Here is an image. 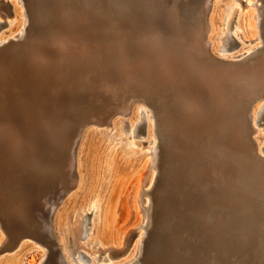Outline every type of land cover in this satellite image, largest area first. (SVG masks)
Wrapping results in <instances>:
<instances>
[{
	"label": "bare ground",
	"instance_id": "obj_1",
	"mask_svg": "<svg viewBox=\"0 0 264 264\" xmlns=\"http://www.w3.org/2000/svg\"><path fill=\"white\" fill-rule=\"evenodd\" d=\"M52 1L60 8L0 1V250L34 189L61 174L64 193L79 165L90 185L78 178L82 196L44 220L53 242L41 264L49 251L57 264H140L164 148L162 193L175 198L176 228L158 236L147 263L201 264L181 235L196 226L233 259L206 264H264V0H200L190 28L178 0L166 13L161 0ZM32 17L44 28L28 36ZM101 109L106 117L85 120ZM108 136L129 141L127 152ZM135 172L141 219L119 239L105 186ZM70 222L68 241L59 239Z\"/></svg>",
	"mask_w": 264,
	"mask_h": 264
},
{
	"label": "rangeland",
	"instance_id": "obj_2",
	"mask_svg": "<svg viewBox=\"0 0 264 264\" xmlns=\"http://www.w3.org/2000/svg\"><path fill=\"white\" fill-rule=\"evenodd\" d=\"M0 1L3 2L5 0H0ZM40 1L44 2V3H41V4H43V6L53 7V8H55V10L60 8L52 0H47V1L46 0H40ZM179 1H181V2H179ZM199 1L200 0H178L179 13H180L181 17L183 18L184 25L186 27H189V28L192 27L193 19H192L191 15L193 16V13H195L200 8L201 4ZM245 1L246 0H243V1L239 0V3H243ZM161 2L163 5L162 8L165 10V11L163 10L164 13L167 12L166 8H167L168 3H169L168 8L172 7L174 5L173 4L174 0H171L172 4H170V0H167V1L161 0ZM260 5H261V3H260ZM262 5L264 8V3ZM263 8L261 10V12H262L261 24L263 27L262 32H264V15H263L264 9ZM143 12H144L143 14H145V15L147 14V11L144 10ZM31 20H33L32 24H29L28 28H27L28 36L30 34H36V32L40 33V32H42V29L44 28V27H42V25H40L41 23L35 19V17H32ZM34 24H35V26H34ZM38 28L40 30H38ZM191 30L192 29H190L189 31H191ZM33 31H35V32H33ZM114 55H115V53H113V57H114ZM106 112L108 113V110L105 111V109H103V110L101 109L100 113H95L94 115H86L84 118L86 121H89V120L94 119L92 117H95V120H96L98 118L106 117L108 115ZM99 114H101V116ZM129 119H130L129 117H126L125 121H127ZM109 138H110V136L106 137V140H105L106 144H111L110 142H112V141ZM70 140H71V142H73L74 140H76V138L73 137L72 139L70 138ZM135 141L136 142L140 141L144 146L146 144V141L144 139L143 140L135 139ZM74 142H76V141H74ZM129 143L130 142L126 141V140L115 141V142H112V148L113 147L115 149L117 148V149H119V151L121 150L123 153H125L128 150V148H126V147L129 146ZM130 148L133 149V151L135 152L133 147H130ZM110 149H111V146H110ZM70 151H72L70 142L68 144L65 143V145L62 144L60 147H58L56 152L52 153V154H54L53 155L54 158L52 160L53 163L51 164V166L49 165V168H52L56 165V163L58 164L59 162H61V156H64V157L68 156ZM165 152L166 151L163 148L161 151V156H160L159 163H158L159 164L158 165V167H159L158 168V172H159L158 178H157L154 186L151 189V196H152V200H153L151 224H149V226H148L149 227L148 228V231H149L148 235L149 236L147 235V237H146V240L148 242L145 241L147 245H146L145 251L143 253L144 256L142 255V257H140L141 258L140 264H148L147 260L145 258L148 255V251L151 250L152 248L156 247V246L160 247V245H161L159 242L160 238L163 239V237H164L163 235H165L166 233L172 234L176 228V225H174L175 220H173L174 218L172 216V215H174V213H172L171 209H170L171 206H173V209L176 208L175 198H173V196L169 197L167 194L165 195V193H162L166 190V186H167V179L164 175V160H165L164 159V155H165L164 153ZM70 173L73 175V176L70 175V177H69V180L71 181V183H70L71 188L69 190H66L64 193H62V191H63L62 189L64 187H62L63 183H62V179H61V174H59L58 176H57V174H51L50 176H48L47 177L48 181L46 180L47 182H46L45 186H43L45 189L43 187H41V189L39 188L38 190H36V188L34 189V191H33L34 193H32V194H34L37 197V199L34 197L35 199L33 198V200L28 201V203L30 205V208L28 207V209H27L28 217H27V215L24 216L23 214L18 216L19 218L14 219V222H15V223L13 222L14 226L10 229L9 233H7V232L4 233V237H5L6 241L4 239V244L1 246L0 260L4 256H6L8 264H41V262H42L41 255H42V251H43L44 246H45V248H48L47 246H50V244L53 242L51 239H49L47 236H45V234L42 232V227L43 226L46 227V225H44L45 224L44 220L45 219L50 220L49 219L50 215H51V219H52V215H54V212L56 210L57 211L55 213L60 214L61 212H63L64 207H66L67 205L74 202V199L76 198V196L77 197L82 196L83 190L78 188V185H76L78 178H80V181L82 183L85 182L84 185L82 186L83 189L90 185V181H89V178H87V175L85 174L84 167H79V165H78V168H77L75 166V168H73V170L71 169ZM138 178H139V174L137 172L133 173V175L131 177L130 176L129 177H112L110 179V181L108 182V184L105 186L107 189L106 197H105L106 198L105 204L109 203V205H111V209L114 211V217H115L114 230L116 232V237H118L119 239H121V237L123 236L124 233L128 232L127 230L135 232V229H136L135 226L140 223L141 216L138 215V212H137L136 207H135V195H136V190H137ZM60 190H61V192H60ZM160 190H161V192H160ZM49 195L51 197H49ZM59 199H61V200H59ZM166 201H167V203H166ZM34 202H36V203H34ZM48 203H50V204H48ZM201 203H202V201H201ZM50 207L51 208L53 207L52 212H51ZM165 208H166V210H165ZM204 208H205V204H204ZM37 210H39V211H37ZM98 215H99V212H98ZM160 216H161V218H160ZM155 218H156V220H155ZM26 219H28V220H26ZM2 223H3V221H2ZM2 223L0 222L1 226L3 225ZM30 224H31V227H30ZM70 226H73V223H71V222L68 223L67 228H65V230L62 229L61 232H59V233L56 232L57 233L56 235L59 237V239H60V235H63L65 237V239L68 241L67 233L68 234L72 233V231L69 228ZM133 227H134V229H133ZM192 227L190 228V230H187L186 232H183L181 234L182 237L185 239L184 240V242H186L185 244H187L190 248H193L192 253L194 255H193V258H190V260L194 259L195 262H198V263L200 262L201 264H206L208 262V260H210L212 258H218L219 260H222V261H225V259L226 260L230 259L231 261L233 260L231 255H230V257H228L227 254H225L224 252H219L218 250H214L213 248H210L206 243V237H205V234H203L204 233L203 230L199 228L197 231L196 226H192ZM22 228H24V230ZM25 229L28 231H26ZM157 229H158V231H157ZM160 229H162V231H159ZM177 231H178V229H177ZM27 234L29 236H27ZM201 235H203V236H201ZM190 236H192V237H190ZM190 239H192V240H190ZM157 242H158V244H157ZM43 244H44V246H43ZM19 245H20V247H18ZM172 248H173V246H172ZM4 249H5V251H4ZM206 249H208V250H206ZM97 255H100V252ZM180 256H183V255H180ZM42 264H57L54 252L49 251L47 257L43 260Z\"/></svg>",
	"mask_w": 264,
	"mask_h": 264
},
{
	"label": "water",
	"instance_id": "obj_3",
	"mask_svg": "<svg viewBox=\"0 0 264 264\" xmlns=\"http://www.w3.org/2000/svg\"><path fill=\"white\" fill-rule=\"evenodd\" d=\"M56 262H57V260H56Z\"/></svg>",
	"mask_w": 264,
	"mask_h": 264
}]
</instances>
